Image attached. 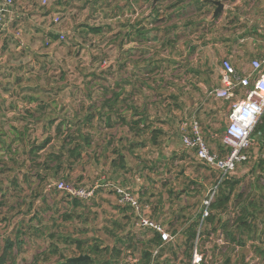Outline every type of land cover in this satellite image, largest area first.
<instances>
[{"label":"rangeland","instance_id":"rangeland-1","mask_svg":"<svg viewBox=\"0 0 264 264\" xmlns=\"http://www.w3.org/2000/svg\"><path fill=\"white\" fill-rule=\"evenodd\" d=\"M215 9L208 0H13L14 16L1 33L6 34V43H0V249L4 252L8 241L14 244L8 264H54L59 259V254L51 253L55 248L70 259L85 256L86 250L73 241L118 247L122 251L119 264H131L134 259L141 264L147 250L153 252L151 264H193L196 250L200 264H228L229 258L230 264H264L257 250L264 249V208L256 227L259 239L240 245L226 235L234 230L230 226L242 205L261 202V191L253 188L258 147L230 175L240 181L236 194L243 197H234L222 215V221L229 222L227 231L215 232L216 226L201 225L199 216L204 217L218 171L203 167L200 175L205 185L195 182L200 177L195 168L184 174L185 166L157 169L154 177L150 173L143 177L149 162L141 168L135 166V159H141L146 146L140 143L147 140H131L133 134L122 123L145 119L148 140L155 128L166 131L163 139L179 131L182 141L191 118H196L210 149L221 155L231 104L217 100L212 92L221 87L222 61H230L226 49L238 46L223 39L240 37V32L222 15L211 21ZM57 17L61 21L56 24ZM92 28L103 32L92 34ZM141 30L144 38L138 37ZM49 34H63L65 40L47 45ZM24 40L26 47H22ZM236 57L230 62L238 70H249L253 60L264 59V55ZM117 84L124 87L126 101L108 113L107 101ZM90 115H94L92 128H82ZM79 128L92 137L91 145H85ZM70 136L84 146L81 157L69 168L72 160L66 159L65 152L62 168L57 170L59 163L53 157L63 151ZM132 141L137 143L134 159ZM114 151L126 157V165L129 158L130 166L120 169L123 173L103 168L119 159ZM138 174L142 182L156 179L168 189L176 184L177 189L170 193L163 189L167 196L160 207L155 194L151 200L142 196L138 186L132 187L139 184ZM104 177L148 204L153 219L174 241L149 248L153 234L134 226L130 211L110 187H104ZM62 180L79 188L99 187L93 199L74 209L72 199L54 189L53 184ZM192 185L195 190L189 194ZM195 192L199 197L193 196ZM195 222L201 237L197 236L190 259L184 233Z\"/></svg>","mask_w":264,"mask_h":264},{"label":"built area","instance_id":"built-area-1","mask_svg":"<svg viewBox=\"0 0 264 264\" xmlns=\"http://www.w3.org/2000/svg\"><path fill=\"white\" fill-rule=\"evenodd\" d=\"M13 0H0V28H4L6 17L11 13ZM60 18L55 19L59 23ZM65 36L60 34L58 41H64ZM52 42L47 41L49 45ZM221 87L213 90L214 98L231 104L229 124L223 139L225 153L220 155L212 151L207 144L200 122L191 118L187 132L182 136L183 146L192 151L197 160L218 171V179L215 189L205 204L206 210L203 219L209 215V206L215 197L219 185L236 171L238 166L248 160V151L252 146L251 134L255 126L264 115V60H253L249 71L242 73L229 61L224 60L220 69ZM54 189L70 198L84 201L95 197V188L76 187L65 180L53 184ZM116 194L119 203L130 209L134 226L142 231H150L159 235L163 247L173 241V236L165 227L152 217L151 207L144 203L132 190L117 184L108 183ZM52 185L49 186V189ZM203 221V220H202ZM158 254V250L155 252ZM201 258L197 250L194 253L193 264H200Z\"/></svg>","mask_w":264,"mask_h":264},{"label":"trees","instance_id":"trees-1","mask_svg":"<svg viewBox=\"0 0 264 264\" xmlns=\"http://www.w3.org/2000/svg\"><path fill=\"white\" fill-rule=\"evenodd\" d=\"M153 16H155L156 18L159 17V15H156V14H154ZM90 32L92 34L99 35L103 31L100 28H96V29L92 28V29H90ZM138 34H139L138 35L139 38H144V36H146V33L143 32L142 30L139 31ZM48 36L51 38V42L59 40L58 35L49 34ZM123 88L124 87H122L120 84L116 85L115 91L112 92V98L108 99V101H107V104L109 105V108H110L108 113H112V110L117 111V109H114V108L119 103H124L126 101V99L123 98V95L125 93V90ZM134 110H137V109L134 108ZM93 117H94V115H90L87 118V122L82 125V128L85 125L92 128L93 125L91 123V119ZM122 123H124V125L129 127L131 134H133V138L141 139L146 134V132L149 130V126H147V122L145 121V119H139L137 121H132L130 123L123 120ZM108 126L112 127L111 122L108 123ZM82 128H79L78 131L82 134L83 141H84V143H86L85 145H87V146L91 145L92 137L88 134L82 133ZM163 134L164 133L162 130L154 128L149 133V135H150L149 140H147L146 142L140 143V144H143L142 146H147L148 144H150L151 146H159L161 144L159 139H160V136H162ZM133 138H131V140H134ZM76 140H77V137L70 136V141L65 147H63V151H61L60 154H57L53 157V161H56L57 164L59 163L57 166V170L62 168L60 161H61L62 156L65 157V155H63L65 152L68 156L66 159L72 160L70 163L71 167H69V168H72L75 164V161H78L80 159L84 146L79 142L76 143ZM251 140H252V146L250 147V149L248 151V157L249 158L247 161H249L251 159L250 153L253 152V150L256 147H258L259 148V154H258V157L256 158V160L254 162V173L257 174V178H256V183L253 185V188H256L257 190L261 191V202L253 203V201H251V202L247 203V205H242L241 211L238 213L239 217L236 219L235 224L230 226V227H233L234 230L226 233V235H227L228 239L231 241V243H234V244L238 243L240 245L242 243H243V245H245V240H254L255 241V240L260 238V234H258L256 227H258L259 211L261 208H264V115L261 117L260 121L255 126V128L251 134ZM134 142L132 141V143H131L133 149L130 151V153L133 152V150L136 148L137 143L135 144ZM40 148L43 149L44 147H40ZM220 148L222 150L221 151V155H222L226 152L225 147L221 146ZM115 152L116 151H114L113 155L116 156L117 153H115ZM117 156L119 159L118 160L112 159L111 166L115 170H118V171L120 169H122V170L125 169L127 166L126 165V157L123 154H117ZM247 161L243 162L242 164H245ZM39 177L42 180H45V178L43 179L41 177V175H39ZM57 182H59V181H57ZM239 184H240V181H237V180L231 178L230 176L228 178H226L224 181H222V183L218 187L217 193L215 194L214 200L211 202V204L208 208L209 215L205 219H203V221L200 223L201 225H204V224L206 226L207 225H210V226L214 225V226H216L214 228L215 232L218 231L219 228L223 232L227 231V229H228L227 227L229 225V222H223L222 221V215L228 211L229 206H230L232 199L234 197H237V199H240L243 197V195L240 193L236 194ZM70 199H72V205H73L74 209L85 206V205H83L84 200H80V199H76V198H70ZM158 205L161 206V202L159 200H158ZM123 207L130 211V209L128 207H126V206H123ZM69 216L70 215H67L68 219H69ZM70 218H72V216H70ZM201 218H203L202 215L199 216V220ZM198 226H199V222H195L184 233V236L187 237V239H186L187 241L185 242V246H187L186 252H189L188 256L190 259L192 258V253H193V249L195 246V240L197 239V236H198L197 235V229H196V227H198ZM254 229H256V231H254ZM237 233H238V235H237ZM247 233L249 235H247V237L244 239V237H245L244 235ZM199 237H201V233L199 234L198 238ZM61 238L64 241L66 240V239H64V237H61ZM121 242H123V241L121 240ZM73 243L76 244L77 248L86 250V253L84 255L88 256L89 259L84 260V261H80V262H74V261L68 262V259H70V258L62 255L60 253L59 249L55 248V249H52L51 253L53 255L59 254V259L54 264H119V260H120V257L122 255V251H121V249H118V247H109L108 246L105 248H101V246L98 244L89 245L86 242H81V241H77V242L73 241ZM161 245H162V241H161L159 235L155 234L154 236H152V238L149 241V248L151 246L152 250H155L156 248L160 247ZM13 247H14V244L11 241H8V244L5 247L4 252H3V250L0 249V264H8L9 254H10V251L13 249ZM257 250L264 257V249L259 248ZM45 255L47 256V254H45ZM105 255H106V258L104 259L103 256H105ZM107 255H108V257H107ZM152 257H153V252H151L149 250L144 251L142 254L141 264H151ZM74 258H76V257H74ZM227 263L228 264L231 263V258H229L227 260Z\"/></svg>","mask_w":264,"mask_h":264},{"label":"crops","instance_id":"crops-1","mask_svg":"<svg viewBox=\"0 0 264 264\" xmlns=\"http://www.w3.org/2000/svg\"><path fill=\"white\" fill-rule=\"evenodd\" d=\"M217 1L221 2L224 8L222 12L219 13V15L215 19L219 18L220 15H222V18H224L228 24H230L231 22L230 24L231 27L238 29L237 31L240 32V37H237L234 39L227 37L223 39L224 43H227L228 45L234 42L238 44L236 49H234L233 47L232 48L228 47L225 51V54L229 57L230 61L236 60L237 59L236 55H254V56L264 55V0H235L233 4H227L226 0H208L209 3H212V5L216 6V9H217V5L214 2H217ZM13 16H14V13L13 11H11V13L7 15L6 21L7 19L13 18ZM227 18H229L230 20ZM215 19L212 18L211 21L213 20L215 21ZM5 28H6V24L4 28H0V43L1 44H3V42L6 43V34L5 33L1 34L4 32ZM238 38H241V39H238ZM25 42H26L25 40L22 41V44H23L22 47L23 46L26 47ZM30 42L32 41L28 40L27 48H30ZM34 43H36V41H34ZM149 58H150L149 56L146 57V63L149 61ZM256 60H264V59L256 58ZM142 62H143V65H145V58L142 59ZM239 71H242V73H245L246 71H249V70L243 69ZM143 72H145V69L143 70ZM161 130L166 133L164 129H161ZM164 136H160V139L162 140H159L161 143L159 146H151L150 144H148L146 146V150L143 152V155L141 153L142 155L141 159L140 160L135 159V166L139 167L140 165H143L141 168L145 167L144 165L146 161L149 162L148 168L150 169H146L145 170L146 173H143L141 175L143 177H146L144 176V174L149 175L150 173V176L154 177V173L157 169H161V172H162L167 168L175 170L177 169L178 166H185L183 168L185 169L184 174H187L186 171H190V169L195 168L197 171L196 173L200 175L202 173L200 171L203 169L205 165L201 164L197 160L195 154L192 151L186 149L183 146L179 131H174V133L168 134L166 139L165 138L163 139ZM143 138H146V140H148L146 136H143ZM133 139L137 140V142H140L138 138H133ZM134 143L136 144V142ZM135 151L136 150L134 149L133 152H131V153H134L133 155H131V158L133 159L135 156L138 157V154ZM127 163H128L127 164L128 166L129 158L127 159ZM103 168H105L106 170H111L112 173L121 171V170L120 171L115 170L111 166V164H109L107 167L103 166ZM120 173H123V171H121ZM139 174L137 175V178L134 177V179L136 178V181L139 184L137 185L136 183L132 185V187L136 188V186H138V189L140 188L142 192L141 193L142 196L148 197V198L152 197L151 200L155 198L153 197V195L155 194V196L159 197L158 200L161 202L160 207L164 205V198L167 196L165 192L162 193L163 189L170 190L169 193L173 191L172 190L173 188L175 191L177 189L176 184H174V187L172 189L171 188L168 189L166 184H165L166 187H164V185L160 184L158 181H155L156 179H152L153 181L151 180L152 181L151 183L142 182L140 180L141 177L139 176ZM198 179H197L198 181L195 180V182H199V185L200 184L205 185V183H203L204 180L202 179V175H200ZM108 181L109 180H107L104 177L102 182L105 188H106L105 185L109 183ZM153 182L155 184H153ZM187 189H189V187L183 190L184 194ZM157 190L161 191L160 195H158ZM194 190H195V187L192 185L190 189L187 190V193L190 194ZM193 196L199 197V195H197V192H195ZM152 234L153 236L155 235L154 233ZM170 243L165 244V245H169ZM138 261H139L138 259H134L131 264H138Z\"/></svg>","mask_w":264,"mask_h":264},{"label":"water","instance_id":"water-1","mask_svg":"<svg viewBox=\"0 0 264 264\" xmlns=\"http://www.w3.org/2000/svg\"><path fill=\"white\" fill-rule=\"evenodd\" d=\"M216 5H217V9H216V11H215V13H214V15H213V18L215 19L218 15H219V13H221L222 12V10H223V5H222V3L221 2H214ZM87 259H89V257L88 256H80V257H78V258H72V259H68V262H72V261H74V262H80V261H84V260H87Z\"/></svg>","mask_w":264,"mask_h":264}]
</instances>
